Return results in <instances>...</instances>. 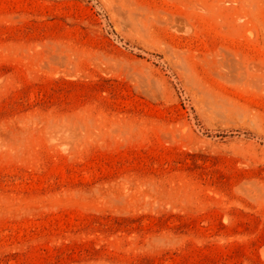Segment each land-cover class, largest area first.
Segmentation results:
<instances>
[{"label": "rangeland", "instance_id": "rangeland-1", "mask_svg": "<svg viewBox=\"0 0 264 264\" xmlns=\"http://www.w3.org/2000/svg\"><path fill=\"white\" fill-rule=\"evenodd\" d=\"M0 264H264V0H0Z\"/></svg>", "mask_w": 264, "mask_h": 264}]
</instances>
